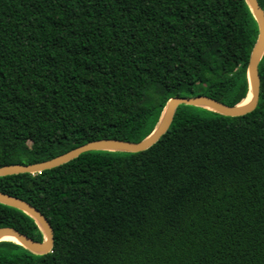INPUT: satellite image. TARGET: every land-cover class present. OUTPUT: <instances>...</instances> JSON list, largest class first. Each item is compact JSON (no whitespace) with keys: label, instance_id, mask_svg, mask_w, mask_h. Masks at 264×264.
Returning <instances> with one entry per match:
<instances>
[{"label":"trees","instance_id":"16d2710c","mask_svg":"<svg viewBox=\"0 0 264 264\" xmlns=\"http://www.w3.org/2000/svg\"><path fill=\"white\" fill-rule=\"evenodd\" d=\"M257 34L247 0H0V165L141 140L171 96L242 102ZM259 73L245 114L182 103L145 150L0 176L54 229L45 253L1 240L0 264H264V54ZM6 225L44 238L0 202Z\"/></svg>","mask_w":264,"mask_h":264},{"label":"water","instance_id":"95a60500","mask_svg":"<svg viewBox=\"0 0 264 264\" xmlns=\"http://www.w3.org/2000/svg\"><path fill=\"white\" fill-rule=\"evenodd\" d=\"M254 17L258 24V34L256 41L252 47L248 66V80H249V91L251 93V98L247 103H243L244 100L237 104H227L214 97L208 96L206 94H194V95H175L171 96L162 113L161 116L154 127V129L143 139L138 141H132L120 138H100L85 142L76 147H73L63 153H60L52 158L33 162V163H7L0 165V176L20 173V172H31L35 173L42 171L44 169L52 168L65 163L81 153L89 150H100V149H111V150H126V151H141L150 147L155 143L169 128L175 111L177 107L182 104H193L203 106L219 113L225 115H242L251 110H253L259 100L260 96V73H259V63L264 54V9L260 5L258 0H247ZM0 202L15 206L29 215H31L37 223L40 225L44 238L43 240H36L33 237L21 232L12 226H0V241L10 240L5 239L4 236L12 235L15 240L31 251L37 253L49 252L54 246V229L50 223L48 217L31 202L0 191Z\"/></svg>","mask_w":264,"mask_h":264},{"label":"bare ground","instance_id":"6f19581e","mask_svg":"<svg viewBox=\"0 0 264 264\" xmlns=\"http://www.w3.org/2000/svg\"><path fill=\"white\" fill-rule=\"evenodd\" d=\"M251 98V93L248 94L247 98L244 100L243 103H247ZM5 239L15 240V237L12 235H6L4 236Z\"/></svg>","mask_w":264,"mask_h":264}]
</instances>
